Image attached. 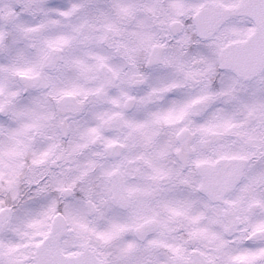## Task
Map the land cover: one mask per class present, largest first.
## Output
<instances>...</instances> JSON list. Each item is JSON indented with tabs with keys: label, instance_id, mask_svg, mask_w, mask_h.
Segmentation results:
<instances>
[{
	"label": "snow or ice",
	"instance_id": "1",
	"mask_svg": "<svg viewBox=\"0 0 264 264\" xmlns=\"http://www.w3.org/2000/svg\"><path fill=\"white\" fill-rule=\"evenodd\" d=\"M23 6L32 7L27 0ZM77 7L83 6L72 10ZM177 7L181 14L191 15L182 45L197 37L213 41L207 46L209 51L201 53L204 68L194 74L177 60L155 53L154 63L183 72L185 83L193 82V91L182 94L179 90L184 84L161 75L159 83L139 100L123 89L119 96L109 95V89L119 87L116 81L120 77L111 63L112 54L129 57L131 53L126 42L114 39L119 35L115 24L109 21L103 30H97L85 21L73 26L70 33H48L43 26H28L25 18L18 20L19 7L8 14L6 22L18 40L30 41L34 50L28 53L14 47L8 34L0 32V55L8 58L7 64H0V74L9 77H0V93L8 90V105L18 95L10 90V78L19 77L33 88L49 89L48 96L62 106L61 111L73 116L89 111L90 97L97 104L120 109L136 104L137 112L125 117L123 111L97 110L91 112L95 124L85 121L74 128L75 122L62 120L56 125L59 136L78 134L83 141L75 142L73 151L103 140L104 152L98 155L111 157L113 163L103 166L89 160L81 176L101 167L111 201L127 210V217L108 219L97 229L88 226L79 210L69 209L65 220L70 219L79 229L78 244L63 246L62 232H36L24 251L20 245L0 242V264H29V260L31 264H264V96L258 94L264 92V0H254L249 13L260 24L258 33L227 47L220 35L230 18L223 0ZM58 8L41 5V10ZM254 32L257 30L250 29L248 35ZM66 71L72 76L64 78ZM240 80L255 81L254 87H260L251 97L242 98L236 87ZM88 81H96V86L86 87ZM67 98L73 102L65 105ZM162 98L168 101L165 107L138 118L142 106ZM32 105L13 113L28 120L10 134L13 143L6 153L10 168L29 147L19 138L33 131L43 134L42 122L55 119L54 111L43 110L39 97ZM5 110L0 103V112ZM125 129L123 140L119 135L103 136L104 131ZM132 173L140 175L141 182L129 184ZM88 212L104 219V212L95 204ZM10 222V217L0 216V232ZM129 232L137 239L126 240ZM92 236L105 247H115L114 259L93 248L89 243ZM185 238L195 246L190 249Z\"/></svg>",
	"mask_w": 264,
	"mask_h": 264
},
{
	"label": "clouds",
	"instance_id": "2",
	"mask_svg": "<svg viewBox=\"0 0 264 264\" xmlns=\"http://www.w3.org/2000/svg\"><path fill=\"white\" fill-rule=\"evenodd\" d=\"M211 2L212 0H27V3L32 5L28 8L23 6L25 0H0V32L8 34L9 43L14 47L24 48L31 53L34 51L30 47L31 42L18 40L6 22L8 14L17 7L20 8V11L15 13L18 20L25 18L28 26H43L48 33H70L73 26L85 21L92 28L103 30L104 23L110 21L119 29V35L114 39L126 42L131 50L129 57L112 54L111 63L118 68L120 77L116 81L119 87L109 89L110 96H119L120 90L123 89L139 100L151 86L159 83L158 77L161 75L167 76L169 81L174 79L184 84L179 91L187 94L193 91V82L185 83L183 72L173 66L154 63L153 57L155 53H161L183 64L185 71L201 73L204 68L201 53L209 51L207 46L213 41L197 37L195 41L182 45L181 41L185 39V30L191 15L181 14L177 6L183 4L187 7ZM223 2L229 6L230 18L220 31L223 37L221 43L227 47L245 38L251 40L260 28L258 21L249 14L254 0H223ZM42 4H55L59 5V8L41 10ZM77 5L83 7H77L73 11V6ZM124 8H128L129 11L125 13L122 10ZM62 11L69 12L70 15H61ZM250 29H256L257 32L249 36ZM188 34L191 35L190 32ZM109 36L112 38L111 34ZM109 51L114 53V49ZM7 63L8 58L0 55V64ZM50 75L59 74L50 73ZM71 76L70 71L64 74V78ZM0 77L9 79L6 73L0 74ZM140 79L145 83L137 84L136 81ZM30 83L19 77L10 78V90L18 93L11 98V105L7 104L8 90L0 93V103H4L6 107L5 111L0 112V216L11 218V222L0 232V242L5 245H20L21 250L24 251L23 246L32 243L34 233L62 232V245L71 247L80 242V231L70 219L65 220L69 209L79 210L88 226L97 229L103 228L108 219L126 218L128 212L111 201V194L106 188L101 167L90 171L87 176H81L89 160H96L103 166L113 163L111 157L98 155L104 152L103 140L73 151L72 145L83 141L78 134L68 137L59 136L56 125L62 120L69 124L75 122L74 128L77 125L83 126L85 121L95 124L96 122L91 120V112L97 110L123 111L125 117H131L137 112V105L133 104L129 109H120L111 104H97L95 98L90 97L89 111L73 116L71 113L61 111L62 106L48 96L49 89L33 88ZM96 83V81H88L85 86L95 87ZM57 84L62 86L60 80ZM254 85L255 81L240 80L236 85L238 95L245 99L251 97L256 87H260ZM258 94L264 96V92ZM37 97L43 104V110L55 112V119L42 122L45 124L43 134L33 131L27 137L19 138L29 147L16 158L10 168L6 154L13 143L10 134L28 120L27 117L18 119L13 113L32 107V101ZM72 102L71 98H67L64 104ZM167 103V99L162 98L154 104L142 106L138 118L143 119L148 112L159 110ZM126 131V129L120 133L104 131L103 136L119 135L123 140ZM53 144L57 146L50 151ZM127 179L129 184L141 182L140 175L136 173L130 174ZM92 204L104 212V219H100L99 214L88 212ZM125 239L137 238L134 233L129 232L125 235ZM185 241L190 249L195 246L187 241V238ZM89 243L97 252L114 259L115 247H105L95 236L91 237ZM29 264H31L30 260Z\"/></svg>",
	"mask_w": 264,
	"mask_h": 264
}]
</instances>
